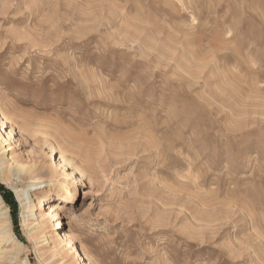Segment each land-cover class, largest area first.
Returning a JSON list of instances; mask_svg holds the SVG:
<instances>
[{"label":"rangeland","instance_id":"obj_1","mask_svg":"<svg viewBox=\"0 0 264 264\" xmlns=\"http://www.w3.org/2000/svg\"><path fill=\"white\" fill-rule=\"evenodd\" d=\"M0 163V264H264V0H0Z\"/></svg>","mask_w":264,"mask_h":264},{"label":"bare ground","instance_id":"obj_2","mask_svg":"<svg viewBox=\"0 0 264 264\" xmlns=\"http://www.w3.org/2000/svg\"><path fill=\"white\" fill-rule=\"evenodd\" d=\"M23 169H24L23 166L18 165V167H16L14 164H10L9 172H10L11 176H14L16 179H20V177L22 176ZM3 172H4V165H3V163H0V175H3ZM28 191H29L28 187L24 188V189H21V190L15 189L16 196H17L18 200L21 202L22 208H25L26 207V202L30 201V196H29ZM80 192H81V190L78 188V185H76L75 188H74V191L72 192V195L74 197H76V195L80 194ZM62 202L63 201H61L60 203L56 204V206H63V205H61ZM0 204H2V203L0 202ZM42 207L45 208V205H44V202L41 199L39 201V203H38V207L37 208L40 209ZM56 222H57V226H60L59 220H57Z\"/></svg>","mask_w":264,"mask_h":264}]
</instances>
